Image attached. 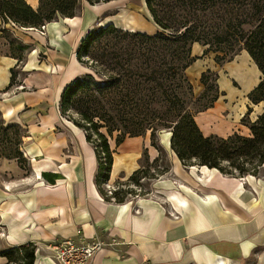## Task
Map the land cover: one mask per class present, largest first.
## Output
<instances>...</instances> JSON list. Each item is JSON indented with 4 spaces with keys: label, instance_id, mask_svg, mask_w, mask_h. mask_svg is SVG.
Segmentation results:
<instances>
[{
    "label": "crops",
    "instance_id": "1",
    "mask_svg": "<svg viewBox=\"0 0 264 264\" xmlns=\"http://www.w3.org/2000/svg\"><path fill=\"white\" fill-rule=\"evenodd\" d=\"M24 1L38 10L39 0ZM109 25L150 36L159 32L145 0H79L76 15L46 23L44 35L3 25L0 18V115L6 125L22 129L20 151L27 162L21 167L17 159L0 157V252L32 244L34 264H53L48 245L94 241L101 247L89 264H264V177L245 176L244 185L215 169L185 166L170 148L169 132L159 137L169 171L151 183V197L114 203L99 192L94 148L61 117L59 103L65 87L87 73L77 58L80 43ZM206 50L191 46L196 60L186 74L195 87L213 67ZM13 71L21 86L1 93ZM261 77L246 51L225 64L217 100L194 116L203 136H250L247 123L264 112L263 102L248 97ZM109 148L111 186L126 185L147 158L159 156L150 136L124 138ZM0 264H7L1 254Z\"/></svg>",
    "mask_w": 264,
    "mask_h": 264
},
{
    "label": "trees",
    "instance_id": "2",
    "mask_svg": "<svg viewBox=\"0 0 264 264\" xmlns=\"http://www.w3.org/2000/svg\"><path fill=\"white\" fill-rule=\"evenodd\" d=\"M85 1L95 5L110 0ZM145 4L162 32L150 36L126 32L112 25L91 31L80 43L77 58L87 66L83 58L90 57L89 67L93 72L72 81L60 98L61 117L69 107L74 109L80 116L79 121H67L81 129L94 148L99 192L110 201L101 187L108 182L112 151L100 129L105 127L111 135L117 128L107 124H114L116 119H128L136 130L126 129V133L137 132L133 135L137 137L141 131L149 129L153 137L155 119L159 117L148 115L152 102L157 103L156 111L165 110L161 116L168 125L164 128L171 133L170 148L183 165L205 166L228 176H254L256 168L264 162V112L254 122L247 123L249 137L236 133L227 138L203 136L194 121V112L186 103L191 85L184 72L196 60L189 55L194 43L207 47L204 55L212 49L223 53L217 60H223L228 54L231 60L240 51H246L262 74L249 100L253 104L264 103V0H145ZM78 8L79 0H39L36 11L24 0H0V18L3 25L12 22L22 28H38L58 17H74ZM16 47L25 49L21 44ZM18 59L21 60V56ZM15 75L13 71L9 87L1 93L19 86ZM208 75V71L203 73L201 81ZM218 96L198 112L210 108ZM152 116L155 115L152 113ZM13 127L24 136L19 126L4 122L0 124V131ZM21 137L14 154L8 152L0 157L17 159L19 166L25 167L27 162L20 151ZM122 140H116V145ZM222 163L227 165L222 167ZM148 172L146 169L134 172L127 184H136L139 177L147 176ZM128 193L121 189L114 192L115 203L126 200ZM35 249L28 244L2 250L0 254L7 259V264H34Z\"/></svg>",
    "mask_w": 264,
    "mask_h": 264
},
{
    "label": "rangeland",
    "instance_id": "3",
    "mask_svg": "<svg viewBox=\"0 0 264 264\" xmlns=\"http://www.w3.org/2000/svg\"><path fill=\"white\" fill-rule=\"evenodd\" d=\"M159 32H162V31L159 30ZM164 34L168 35V34H172V32H165ZM187 50H188V48H187ZM189 55L191 56V52H189ZM222 55H223V53H221V52L220 53L214 52V49H212V51H209V52H207V54H205V56H210L213 58V67L211 68V70H207L209 72V75L206 76L207 78L204 80V82L201 81V78L199 79V85H197L198 87L197 86L195 87L193 84H191V82L188 79L187 74H186L187 69L184 72L185 76L187 77L188 82L191 85V93L189 96L186 97V103H187V106L190 107V109L194 112V116L198 113V111L202 110L206 106H209L211 104L212 100L216 96H218V94H219L218 78H219V75L222 72L225 64L228 61H230L229 58H230L231 54H228L227 56L223 57L224 58L223 60H217L216 57L222 56ZM236 55L231 57V60ZM89 58L90 57H84L83 60L87 63V66H85L87 69L86 74L91 75L93 71L89 67V65L91 64V59H89ZM218 62H219V64H218ZM207 71H205V72H207ZM25 77H27V76L25 75ZM156 104H154V102L149 104L152 111H151V113L148 114L150 117H153V118L159 117V119H155L156 120L155 125H157V126L155 127V132H154L153 137H151L152 132L149 129H146L145 131L144 130L141 131V135H139L137 137H145L146 136L148 138L150 136V143L152 146L154 145L153 147L157 150L159 156H158V158H156L155 160H153L151 162H149V159L147 158L146 163L143 166V169H146L149 171L147 176L141 175L139 177L140 179L138 180V182L136 184L130 182L129 185L128 184L123 185V188L119 187L121 190H123V192H126V193L131 192L130 194L129 193L127 194L126 201L128 199H131L134 197H146V196L151 197V195H152V192L150 189L151 183L153 181L158 180L159 178L164 177L165 175L168 174L167 172L169 171L170 165H169V161H168V157H167V152H165V150L160 146L159 137H160V135H164L165 132L170 133V131L168 129L164 128V126H168L162 120V119H164V117L161 116L163 114V112L165 111L164 108H160L156 111L155 110ZM162 105H164V103H162ZM69 108L67 109V111H65L63 118H65L66 120H76L78 122L80 119V116L76 113V111L74 109H69ZM152 113L155 116H152ZM95 121H98L99 125H103V126L105 125L103 122H101L99 120H95ZM116 121L117 122H114V124L113 123L107 124V125L112 126V127L114 125V127L117 128L116 130H114L112 132L111 135H108L105 127L100 129V132L106 136L108 145H109V143H111L112 145L115 144V146H116V140H122L124 138L134 137L133 135L135 133H137V132H133L136 130V128H134V124L131 123L130 121H128V119H123L121 121L116 119ZM1 123H3V121H2V118L0 116V124ZM163 123H164V125H163ZM126 129H132L133 131L130 133H126V131H127ZM16 130H17V128L13 127V128H7L6 131H3V130L0 131V156L4 155L5 153H8V152H10L11 155L14 154V150H15L16 146L17 145L19 146L20 137L22 136V132L19 129L17 131ZM91 137H93V139H94L93 134ZM216 137H218V136H216ZM219 138H221V137H219ZM255 162H256V164H259L257 161H255ZM192 163L194 164V161H192ZM226 165H227V163L221 164L222 167L226 166ZM25 167H27V163H25ZM149 176H152V178H148ZM245 176H253V175L249 174V175H245ZM245 176L239 177L238 174H235L234 176H230V177H234L237 180L241 181L242 184L246 185L247 181L245 180ZM254 176L264 177V162H263V164H261L260 166H258L256 168V174ZM118 186H121V185H118ZM115 187H116V185H115ZM101 188L104 190L103 185ZM69 241H71V240H69ZM54 243H56V242H54ZM54 243H52V244H54ZM47 252H49V251H47ZM48 254L46 256L48 259H50Z\"/></svg>",
    "mask_w": 264,
    "mask_h": 264
},
{
    "label": "built area",
    "instance_id": "4",
    "mask_svg": "<svg viewBox=\"0 0 264 264\" xmlns=\"http://www.w3.org/2000/svg\"><path fill=\"white\" fill-rule=\"evenodd\" d=\"M33 29L41 35L45 34V24ZM19 86H16L13 89H17ZM103 186L110 201L115 203L113 193L120 188H123V185L115 187L105 183ZM100 247L101 244L94 241L90 243L77 244L69 240H62L48 245L46 250L49 251L48 256L53 264H89Z\"/></svg>",
    "mask_w": 264,
    "mask_h": 264
}]
</instances>
